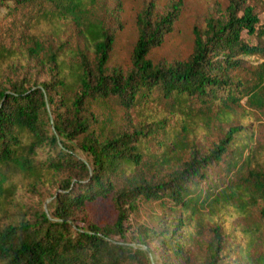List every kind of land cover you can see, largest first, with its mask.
<instances>
[{
    "label": "trees",
    "instance_id": "1",
    "mask_svg": "<svg viewBox=\"0 0 264 264\" xmlns=\"http://www.w3.org/2000/svg\"><path fill=\"white\" fill-rule=\"evenodd\" d=\"M96 2L0 0V218L18 206L19 188L56 187L47 205L25 203L21 216L0 220V264H192V223L198 236L212 233L205 264H264L253 251L260 224L244 229L249 241L234 257L223 227L203 217L264 200L250 126L231 124L244 99L264 103V22L255 7L229 0L221 16L194 28L187 60L157 64L148 55L174 31L181 1L164 12L150 1L123 70L110 65L121 23L97 14ZM67 24L77 28L75 46L59 35ZM43 25L52 34L37 32ZM214 120L228 128L201 144V125L210 130ZM223 165L236 175L248 168L254 190L242 176L221 182ZM101 201L111 203V219L88 213ZM149 202L172 214L139 228L136 248L128 221ZM260 215L264 228V206Z\"/></svg>",
    "mask_w": 264,
    "mask_h": 264
},
{
    "label": "rangeland",
    "instance_id": "2",
    "mask_svg": "<svg viewBox=\"0 0 264 264\" xmlns=\"http://www.w3.org/2000/svg\"><path fill=\"white\" fill-rule=\"evenodd\" d=\"M154 1L156 9L159 12L167 11L172 4L181 1V13L179 20L175 24L174 31L170 33L162 45L154 48L148 55V58L153 63L157 64H170L175 61H185L194 50L195 34L194 28L204 27L206 18L211 15L221 16L229 4V0H97L95 4V12L99 15L106 16V20L112 19L119 20V30L117 38L114 44L113 51L111 53L110 65L112 67H120L123 70H129L132 67L133 51L138 41L139 32L137 26V19L142 9L150 2ZM247 4L255 7L256 12L259 14L262 22H264V0H246ZM114 16L111 17V14ZM44 31L48 34H52V30L48 26H41L37 32ZM61 38H68L70 42L75 46L77 39L79 38L77 28L73 24H67L59 31ZM57 38V37H56ZM246 40L249 43H256L257 39L245 35ZM253 62L260 60L255 56L250 57ZM47 76H42L38 80H44ZM264 93V89H263ZM106 112H111L114 119L123 112L114 113L109 107L105 108ZM133 119L137 121L142 117L136 112L132 113ZM231 124H247L252 131L253 146L257 147V153L255 160L259 163H264V103L260 104L254 99H244L232 116ZM226 121L214 120L211 122L210 130H207L203 125L199 129V139L201 144H212L222 135L223 131L228 128ZM81 158L84 159L83 156ZM254 165V163H253ZM217 178L221 182H225L230 178L236 179L242 176V183L246 184V187H251L254 190L251 179L249 178L250 170L244 168L242 173L236 175L238 171L235 169L227 170L223 165L216 170ZM55 185L46 184L41 186L38 191H27L25 187L19 188L17 192L18 206L12 205L9 208L10 217H1L2 222H7L9 219H13L17 215L21 216V205L28 203L30 205L41 207L47 205L51 198V194L55 191ZM264 206V200H260L255 205H250L248 212H236L233 207L223 209L216 213L204 214L206 223L214 227L216 225L223 227V230L228 236V242L230 244V256L240 257L241 250L246 247L249 237L244 234V229L247 227L253 228L255 224H260L261 228L258 231L257 244L253 248V251L257 253H264V228L261 225V208ZM88 213L92 215L95 220L111 219L112 217V205L109 201H101L89 207ZM171 211L160 207L155 202H149L141 204L139 211L131 215L128 221L129 229L127 235V242L131 243L134 247H139L136 243L137 230L146 225L158 226L159 218L161 215H171ZM197 225L191 224V229L195 234V251L192 256V264H205L208 257L206 243L212 237L211 231L204 229L202 235L196 234ZM148 248V247H147ZM151 250L155 254H159L156 245L151 244ZM256 253V254H257ZM152 256V254H151ZM245 262V261H242Z\"/></svg>",
    "mask_w": 264,
    "mask_h": 264
}]
</instances>
